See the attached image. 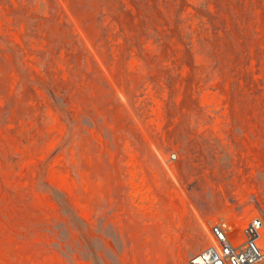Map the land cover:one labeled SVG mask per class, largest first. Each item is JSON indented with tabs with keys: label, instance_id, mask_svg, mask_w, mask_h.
I'll return each mask as SVG.
<instances>
[{
	"label": "rangeland",
	"instance_id": "1",
	"mask_svg": "<svg viewBox=\"0 0 264 264\" xmlns=\"http://www.w3.org/2000/svg\"><path fill=\"white\" fill-rule=\"evenodd\" d=\"M254 215L264 0H0V264H191Z\"/></svg>",
	"mask_w": 264,
	"mask_h": 264
},
{
	"label": "built area",
	"instance_id": "2",
	"mask_svg": "<svg viewBox=\"0 0 264 264\" xmlns=\"http://www.w3.org/2000/svg\"><path fill=\"white\" fill-rule=\"evenodd\" d=\"M175 156V155H173ZM211 242L191 258V264H260L264 262V219L252 216L242 227L235 230L233 223L222 216L209 229Z\"/></svg>",
	"mask_w": 264,
	"mask_h": 264
},
{
	"label": "water",
	"instance_id": "3",
	"mask_svg": "<svg viewBox=\"0 0 264 264\" xmlns=\"http://www.w3.org/2000/svg\"><path fill=\"white\" fill-rule=\"evenodd\" d=\"M212 264H223L221 261H215L214 263Z\"/></svg>",
	"mask_w": 264,
	"mask_h": 264
}]
</instances>
